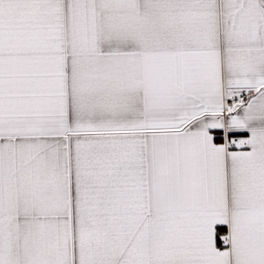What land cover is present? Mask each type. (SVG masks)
<instances>
[{
    "label": "snow or ice",
    "instance_id": "1",
    "mask_svg": "<svg viewBox=\"0 0 264 264\" xmlns=\"http://www.w3.org/2000/svg\"><path fill=\"white\" fill-rule=\"evenodd\" d=\"M0 264H264V0H0Z\"/></svg>",
    "mask_w": 264,
    "mask_h": 264
}]
</instances>
